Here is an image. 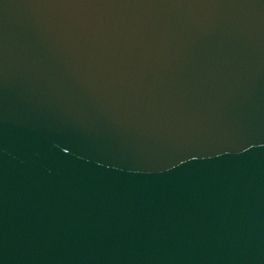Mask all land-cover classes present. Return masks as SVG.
<instances>
[{
	"label": "water",
	"instance_id": "95a60500",
	"mask_svg": "<svg viewBox=\"0 0 264 264\" xmlns=\"http://www.w3.org/2000/svg\"><path fill=\"white\" fill-rule=\"evenodd\" d=\"M0 264H264V0H0Z\"/></svg>",
	"mask_w": 264,
	"mask_h": 264
}]
</instances>
